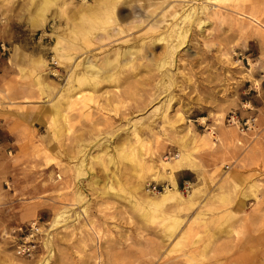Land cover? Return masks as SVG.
<instances>
[{
	"label": "rangeland",
	"instance_id": "rangeland-1",
	"mask_svg": "<svg viewBox=\"0 0 264 264\" xmlns=\"http://www.w3.org/2000/svg\"><path fill=\"white\" fill-rule=\"evenodd\" d=\"M256 1L247 17L221 11L192 29L160 71L159 33L135 38L123 25L129 13L147 15L142 3L106 24L101 0H0V264H264ZM116 26L121 40L100 42ZM142 38L144 59L125 57L134 65L94 90L72 89L75 58L112 60ZM166 190L182 199L151 206Z\"/></svg>",
	"mask_w": 264,
	"mask_h": 264
},
{
	"label": "bare ground",
	"instance_id": "bare-ground-1",
	"mask_svg": "<svg viewBox=\"0 0 264 264\" xmlns=\"http://www.w3.org/2000/svg\"><path fill=\"white\" fill-rule=\"evenodd\" d=\"M225 1L229 2L230 6L222 8L221 10H213L212 12H210V9L213 4L225 2ZM153 2L154 0H101L100 3L106 6L103 11V19L106 24L109 23L112 24L115 20L118 21L117 15L121 13L123 7L129 6L131 4L134 5L136 4V6L138 5L140 6L141 3L143 4L141 6H143L142 8L144 9V11L146 10L147 15L144 16L142 15V13L140 14L135 12L131 14L129 13L128 15H126L127 13L126 14L122 13L126 15L125 17L127 19V21L125 20L126 23L123 25H126L127 26L126 28L129 31L134 32L133 34H135L136 36L134 35L133 36L135 38L136 37L138 38V36L140 35L145 36L149 32L159 33V34L157 33L158 35L156 38L152 39L153 41H151L152 42L151 44L153 46L154 44L156 45V43H162L164 46L165 51L162 53V55L158 56L156 54H153V56H155L156 58L162 56L156 63V69L161 71V69L164 66L169 65L171 63L173 64V62L174 64L176 63L178 51L179 49H181L183 45H185L186 42H188V38L192 32V29L194 28L199 29L200 27H202L203 29V27L207 23H210V21L215 17L217 16L222 17L223 13L221 11H227L230 14H234L237 17L238 16L247 17L245 14H243L244 13L243 11L245 10L244 8L251 7L252 4L254 5V3H256L257 1L256 0H161L160 1L161 4L159 3V6L154 5V8L150 10V8L153 7L151 5V3ZM177 8L180 9V12H178ZM202 29L200 31H202ZM123 32L124 31L122 30L121 26L120 27L116 26L115 28H111L110 30L103 32L100 42L101 41L107 42L111 38L113 39L116 38L117 40L119 39L121 40L122 38L121 35H123ZM131 35L132 34H130L129 37ZM125 38H128V36ZM137 42L138 43L141 42V44L138 45V48H136V50H134L135 48L133 47L132 48L129 47L124 51L121 50L122 53H117L116 51L114 56L115 58L112 60L109 59L108 57H102L101 59H95V60H91L90 58H83V57L82 60L77 59L80 57L75 58L73 60V65H72L73 67L69 73L70 74L69 79H72L71 82L72 83L75 82L76 84L75 85L76 87H73L72 89L78 90L80 87L90 86L92 88L91 90H94L100 82L101 83L104 81L110 82L111 81L110 79L112 78L115 79L113 76L114 74L110 73L111 70L120 69V71L117 70L118 72L116 74H118L121 73V70L123 68H129L134 65L133 62L134 60H130L129 63H124V64L121 63L125 59V57L131 58L135 56L136 59L137 58L144 59L143 50L145 46H149L147 43L149 42L150 44V41L146 42L145 38H142L139 39ZM113 52H115V50ZM119 54H120V58L118 56ZM77 68H80L79 72H77V70H79ZM55 95L51 100L52 103H55V101L60 98L61 96L60 90ZM168 101H171V98L168 99L167 102ZM66 105H69V101L67 102ZM224 137H226L225 134ZM94 145L93 147H95ZM85 147H87V145ZM77 165L80 168V166L82 165V160L79 161ZM168 174L171 178V181L173 182L171 172ZM181 199H182L181 196H179L177 192H171V190H166L162 193H159L155 199L152 200L150 199L149 203L151 206L158 207L166 203L178 202ZM57 217L60 218V216ZM51 255H52V248H50L49 250V257ZM46 263L47 260L43 261L41 264H46Z\"/></svg>",
	"mask_w": 264,
	"mask_h": 264
},
{
	"label": "built area",
	"instance_id": "built-area-1",
	"mask_svg": "<svg viewBox=\"0 0 264 264\" xmlns=\"http://www.w3.org/2000/svg\"><path fill=\"white\" fill-rule=\"evenodd\" d=\"M230 122L232 124H235L238 126V128H240L242 131L243 130H246V131H253L255 130L256 128V124H255V121L252 119V120H249L247 121L246 123H243V125L241 123H239L238 121H235V117H230ZM152 191L153 192H158V189L154 186L152 188ZM30 252V249L27 247H23L22 249H20V251L18 252L19 254H22V255H28Z\"/></svg>",
	"mask_w": 264,
	"mask_h": 264
}]
</instances>
